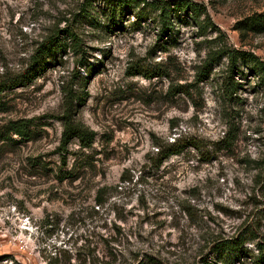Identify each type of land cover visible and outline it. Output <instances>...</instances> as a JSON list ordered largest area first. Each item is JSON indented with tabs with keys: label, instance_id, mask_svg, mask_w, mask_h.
Wrapping results in <instances>:
<instances>
[{
	"label": "rangeland",
	"instance_id": "rangeland-1",
	"mask_svg": "<svg viewBox=\"0 0 264 264\" xmlns=\"http://www.w3.org/2000/svg\"><path fill=\"white\" fill-rule=\"evenodd\" d=\"M183 1L161 36L133 3L0 0V78L60 43L0 90V264H231L214 244L236 237L232 264L264 253V0ZM68 89L92 135L63 150Z\"/></svg>",
	"mask_w": 264,
	"mask_h": 264
},
{
	"label": "trees",
	"instance_id": "trees-1",
	"mask_svg": "<svg viewBox=\"0 0 264 264\" xmlns=\"http://www.w3.org/2000/svg\"><path fill=\"white\" fill-rule=\"evenodd\" d=\"M117 2V4L122 5L126 4L128 6L133 5L139 7L136 11V15L138 17H145L151 16L150 11H158L157 21L160 23V30L161 32L159 35H164L167 33V30H172V19L171 15L174 14L175 18L180 19L179 12L183 11L186 8H192L195 10L196 8L193 7L192 3L183 0H109ZM172 2V3H171ZM140 4H142L140 6ZM173 5V7H171ZM191 10V9H190ZM262 16V15H261ZM253 16L250 18L252 19ZM259 19L253 18L252 23L257 25ZM264 23V17H263ZM57 41L55 39L47 40L42 46L36 51L33 55L32 60L29 66L23 70L21 73L16 74L10 78H0V90L5 89L7 86L14 85V84H26L30 82L31 79L38 74V70H40V65L37 63V59L40 57L42 58L45 53L50 52L53 46L57 45ZM60 45V43H58ZM237 52L233 51L229 55L231 60V65L234 64V61L237 58ZM239 55L244 57L246 55L245 52H239ZM37 61V62H36ZM249 61L255 62L256 59L251 56ZM261 66L264 67L263 63ZM205 69H207V63H205ZM138 72H143L145 75H150V73H146V69L140 67ZM67 99H66V110L63 115V129L61 133V149L64 148L65 142H67L70 138L76 136L78 137L82 143L88 144L89 139L91 138L92 131H90L86 125H84L81 121L74 119L72 116V109H73V101L81 100V96L79 94L73 93L70 89L67 90ZM30 120L25 119H15L10 120L5 126V131L13 132L21 137H29L31 133V129L29 128ZM5 136V133H1L2 138L11 139L8 135ZM184 148V144L180 141L174 140L171 142L167 147L161 148L158 152V162H161L164 158L168 157L171 154H177ZM243 240H240L239 237L236 238H229V239H222L217 241L214 244L215 252L221 257L227 260V262L232 264L233 259H239L244 252V248L242 247ZM253 264H264V253L261 251L255 258L252 260Z\"/></svg>",
	"mask_w": 264,
	"mask_h": 264
}]
</instances>
